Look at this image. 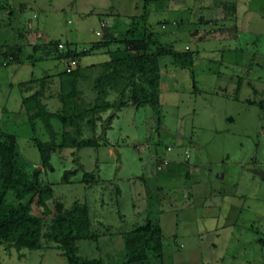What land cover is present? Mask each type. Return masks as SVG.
Here are the masks:
<instances>
[{
    "label": "rangeland",
    "instance_id": "rangeland-1",
    "mask_svg": "<svg viewBox=\"0 0 264 264\" xmlns=\"http://www.w3.org/2000/svg\"><path fill=\"white\" fill-rule=\"evenodd\" d=\"M228 1L236 8L232 16L226 0L150 1L145 29L158 44L191 53L192 62L180 67L160 55L158 106L126 103L107 125L111 109L100 112L92 130L82 128V136L93 135L98 144L56 149L50 167L40 165L30 140H45L47 132L39 118L31 126L20 105V96L38 86L23 92L18 82L48 74L39 100L54 110L64 60L51 55L0 65V129L14 134L18 164L34 170L42 186L24 199L44 220L54 200L86 205L94 238L75 240L77 255L115 264L122 233L150 219L161 232V254L147 264H264V176L249 170L264 171V0ZM121 2L130 11L132 0ZM118 5L0 0V45L19 44L25 52L46 38L58 41L57 48L80 50L101 38L100 19L113 34L130 27L128 15L104 11ZM135 18L132 25L143 24ZM121 53L119 42L110 41L78 57L84 76L76 87L84 103L93 98L95 63ZM50 122L57 141L60 123ZM42 241V248L23 249L20 257L0 247V264H68L53 242Z\"/></svg>",
    "mask_w": 264,
    "mask_h": 264
},
{
    "label": "trees",
    "instance_id": "trees-1",
    "mask_svg": "<svg viewBox=\"0 0 264 264\" xmlns=\"http://www.w3.org/2000/svg\"><path fill=\"white\" fill-rule=\"evenodd\" d=\"M150 1L168 0H138L136 6H140L141 12L127 17L131 22L130 27L117 34L108 30L99 40L91 41L77 51L67 46L57 48L58 41L45 38L31 44L30 51L25 52L19 44L13 47L0 45V65L33 61L51 55L64 60L63 70L56 74L58 86L54 95L59 106L54 110L45 108L39 100L40 89L48 74L18 82L23 92L29 91L31 83L38 86L20 96V105L31 126L33 119L39 118L47 132L48 138L45 140L34 135L30 137L37 149L41 166L50 167V153L56 149L97 145L93 135L82 136V128L86 126L88 130H92L95 121L101 118L100 112L111 109L104 118L107 125L115 111L126 103L157 107L160 55L168 54L171 62L180 67H186L192 62L191 53L172 51L158 44L152 32L145 29L146 6ZM226 3L229 5L228 10L233 11V3L228 0ZM135 17L143 24L132 25ZM110 41L119 42L122 53L95 63L99 71L91 85L93 98L90 104L84 103L80 96L81 90L76 87L77 79L84 76L80 71L78 57L96 49H105ZM70 60L75 63L66 70ZM110 93L114 94L111 100L108 99ZM51 118L57 119L61 126L57 141V132L52 128ZM17 155L14 134L0 129V247L6 250L12 248L20 257L23 249L42 248L44 239L53 242L52 247L59 250L68 264H99L97 258L81 257L76 253L75 240L94 238V233L88 232L86 205L74 201L69 206H64L61 201L54 200L53 212L44 220L43 216L32 211L30 199H24L26 195L38 192L42 187L41 182L34 170L29 173L18 164ZM9 194L12 199H7ZM160 239L159 226L150 219L135 225L122 233L123 252L121 259L115 264H147L150 257L159 258Z\"/></svg>",
    "mask_w": 264,
    "mask_h": 264
},
{
    "label": "crops",
    "instance_id": "crops-1",
    "mask_svg": "<svg viewBox=\"0 0 264 264\" xmlns=\"http://www.w3.org/2000/svg\"><path fill=\"white\" fill-rule=\"evenodd\" d=\"M170 1H176V0H170ZM118 4H119L118 5V9L112 11V9L110 8L111 10L110 11H107V9H105V7H104V11H106V12H113V13L116 12L115 14H117V15L121 14V15H125V16L126 15L130 16V15L139 14V11H136V10H137V8H140V6L139 5L136 6V4H137V1L136 0H132L131 9H130V11H127V12L123 11V9H122L123 5H122L121 0H118ZM235 9L236 8L234 7L233 11H229V13H227V14H229V15L232 16L235 13V11H236ZM99 21H102L104 23V25L102 26V34L106 33L108 30H110L112 32V29L110 28V25L105 20L100 19ZM99 21H98V24H99ZM25 37L28 38L29 35L27 33H25ZM100 49L102 50V48H100ZM96 50H98V49H96ZM167 163H168V161L165 164L167 165Z\"/></svg>",
    "mask_w": 264,
    "mask_h": 264
},
{
    "label": "built area",
    "instance_id": "built-area-1",
    "mask_svg": "<svg viewBox=\"0 0 264 264\" xmlns=\"http://www.w3.org/2000/svg\"><path fill=\"white\" fill-rule=\"evenodd\" d=\"M103 25L104 23L102 21H99V26H103ZM95 33L99 34V31L96 30ZM57 46L60 47L61 44L58 43ZM74 63H75L74 60H70L68 65L66 66V70H68L72 65H74ZM163 163H165V161H163Z\"/></svg>",
    "mask_w": 264,
    "mask_h": 264
},
{
    "label": "water",
    "instance_id": "water-1",
    "mask_svg": "<svg viewBox=\"0 0 264 264\" xmlns=\"http://www.w3.org/2000/svg\"><path fill=\"white\" fill-rule=\"evenodd\" d=\"M249 170L251 172H254V173L258 174L260 177H263L264 176V171L261 170V169H259V168L251 167V168H249Z\"/></svg>",
    "mask_w": 264,
    "mask_h": 264
}]
</instances>
